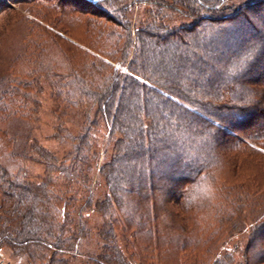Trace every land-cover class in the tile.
Segmentation results:
<instances>
[{"label":"trees","instance_id":"trees-1","mask_svg":"<svg viewBox=\"0 0 264 264\" xmlns=\"http://www.w3.org/2000/svg\"><path fill=\"white\" fill-rule=\"evenodd\" d=\"M80 1L83 5L90 6V9L78 8L83 18L80 27L88 35L87 39L92 41L91 45L100 49V52L96 56H88V60L84 61L85 70L80 72L82 75L76 74L77 79H80L77 81L76 91L77 96L79 94L82 100H87L88 107L91 105L97 108L95 118L102 122L104 119L107 123V141L112 145V154L98 168L96 176L107 186L108 191L104 197L111 199V205L115 204L112 198L121 199L124 207L127 198L139 195L135 189L142 181H149L150 185L155 179L164 180L171 187L179 182L182 184L180 192L173 195L175 192L171 191L172 196L168 201L177 209L171 207L165 221L170 219L172 226L181 220L184 225L183 217L188 222L193 219L190 215L193 211L185 208L188 204L185 199L186 189L192 187L197 178H211L209 160L197 155L195 151L210 146L207 150L210 153L213 150L214 158H217L218 152L223 149L230 160L228 163L233 167L239 161L238 153L245 148L256 154L259 152L264 157V125L256 133V122L262 118L264 120V13L258 17L255 14L243 15L244 12H255L263 7L264 0H250L238 5H229V0H191L190 5L181 8L169 3L170 0H131L128 3L124 0ZM138 6L147 8L137 27L133 24L141 40L135 43V58L128 62L129 70L121 72L111 66L110 62L127 61L128 55L123 51L125 44L120 45L119 42L122 38L131 45L133 31L126 16L130 8ZM164 11L193 22L190 25L169 27L165 24L167 16H164ZM156 12L159 15L154 17ZM116 13L120 20L114 17ZM240 16L242 20L237 21ZM123 20L125 24L121 23ZM42 33L45 31L42 30ZM230 40L233 44L228 47ZM103 44L105 49L100 48ZM205 50L206 63L200 65L203 74L177 71L178 68H183L182 60L186 54L195 51L204 55ZM154 54L157 56L156 65L164 62L162 56L165 58L167 54H171L170 63L172 62V67H177L171 71L152 68L150 59ZM85 71L87 73L84 74ZM134 75H139L142 82L135 81ZM74 77L69 71L55 74L56 83L61 85L57 97L63 87L70 92L66 104L70 107H83L81 100L72 99L75 92L69 87V82L75 80ZM94 77H97L96 81L92 80ZM193 96L203 99H192ZM75 103L78 105H74ZM1 108L4 109V106ZM24 110L22 102H18L13 110L16 118L23 122L26 119ZM85 121L83 122L89 123V119L85 118ZM242 135L244 137L240 138ZM4 137L5 134L0 133V179H10L6 185L10 192H3L2 197L12 198L9 204L6 203L5 217L1 220L9 226L10 235L7 237L13 245L17 239L22 238L24 245H30V256H36L35 247L45 245L48 249L54 248L48 251L44 247L34 259L43 260L49 256L50 262L56 264L57 257L63 258V254L57 255V250L73 251L71 247L78 239L81 219L80 214L75 217V212H80L83 206L81 203L87 199L88 192L85 191L79 198L80 190L74 189L73 184L80 186L81 181L86 180L82 168L87 164L86 158L75 156L70 161L65 159L56 165L57 159L54 156L37 148V153L45 160L47 167L56 168L59 175H64L67 170L72 175L66 180L64 192V197L67 194L70 197L67 196L58 211L60 225L56 228L59 233L54 235L51 229H47L50 222L46 220V216L49 209L53 208L52 202L57 203L64 198L55 191H46L45 183L37 185V188H32L25 181L17 183V186L10 183L16 176L18 178L20 172L19 168L15 173L10 172L14 169L12 162L29 158L25 152L28 147L24 141L18 148L12 140L13 145L7 148L3 144L4 140L2 141ZM79 148L81 146H76L74 150L78 151ZM69 155L73 156V153ZM192 163L196 167L193 170L190 168ZM119 167L126 169L123 171ZM180 173L187 174V177L182 179ZM119 180L122 181L120 187L114 190L112 184ZM149 185L147 192H141L142 198L152 194L162 199L164 195H170L168 185V189L164 186L162 190H155V186L151 189ZM69 187H73L74 191H69ZM92 199L90 194L87 203ZM164 200L162 202L165 206L167 204L170 207ZM1 201L6 202L4 199ZM102 201L104 198L97 200L96 204ZM162 202L159 201L162 207L154 208V219L157 221L160 220V211L165 207ZM144 226L147 228L142 229ZM167 226L140 223L135 229L136 235L145 239L144 245L151 250L158 249L155 264H182V259L196 256L192 245L199 238L195 237V231L191 232L190 228L180 227L179 224L172 226L171 233L167 234L163 230ZM123 229L127 231L126 225H123ZM3 235L5 234H0V238ZM66 242L72 243L67 247ZM147 256H150V261L153 259L149 253ZM61 262L63 263L62 260Z\"/></svg>","mask_w":264,"mask_h":264},{"label":"rangeland","instance_id":"rangeland-1","mask_svg":"<svg viewBox=\"0 0 264 264\" xmlns=\"http://www.w3.org/2000/svg\"><path fill=\"white\" fill-rule=\"evenodd\" d=\"M0 1H2L0 4V133L6 136L2 141L4 140L3 144L7 148L11 146L12 140L18 148L25 141L28 147L25 152L29 155V158L24 161L12 162L14 169L10 172L15 173L18 168L20 172L18 178L16 176L10 183L17 186V183L25 181L32 188L45 183L47 184L45 185L46 191L49 193L55 191L64 198L60 202H52L53 208L49 209L48 215L42 209L43 215H47L46 220L50 222L47 229H51L54 235L59 233L56 228L60 225L58 211L69 196L67 194L64 197L65 183L72 175L69 170L64 175H59L56 168L47 167L45 160L41 159L37 153V148L44 149L54 156L57 159L56 165L65 159L70 161L71 157L75 156L86 158L87 164L82 167L86 180L81 181L80 186L73 184V187L80 190L79 198L87 191V199L89 200L90 194L93 199L90 203H87L86 199L81 203L83 206L80 212L79 210L75 212V217L76 214H80L81 219L78 239L71 247L73 251L57 250V255L63 254V258L57 257L56 264H155L158 249L151 250L144 245L145 239H141L135 233L140 223L154 226L169 224L163 227L167 234L171 233L172 226L179 224L180 227L190 228L191 232L194 230L196 233L194 236L202 238V241L199 242L198 239L192 245L196 256L182 259V264H264V157L261 153L256 154L245 148L238 153L239 161H236L233 167L228 163L230 160L223 149L218 152L217 158H214L213 150L212 153L207 150L210 146L201 147L200 150L195 151L197 155L200 154L209 160L208 168L211 178L207 180L197 178L193 181L192 187L186 189L185 199L188 204L185 208L193 211L190 214L193 219L188 222L189 220L183 217L184 225L181 220L175 224L172 222L174 224L172 226L170 219L165 221L170 208L177 209L168 201L172 196L171 191L175 192L173 195L180 192L182 184L179 182H175L171 187V184L168 185V182L164 180L155 179L150 182V185L149 181H142L135 189L139 195L127 198L124 207L121 199L112 198L115 204L111 205V199L104 197L108 191L107 186L96 177L98 168L102 167L105 160L109 159L112 154V145L107 141V123L104 119L102 122L99 118H95L97 108L91 105L88 107L87 100H82L79 94L77 96L76 91L77 81H80L76 74L85 70L84 61L88 60L90 55L96 56L97 52H100V49L91 45L92 41L87 39L88 35L80 27L83 18L78 8L90 9V6L83 5L80 0ZM124 1L128 3L131 0ZM248 1L250 0H229L228 4L238 5ZM168 2L179 8L192 3L191 0H170ZM145 9L147 8L144 6L130 8L126 16L133 31L132 43L129 45L121 38L119 44H125L123 51L128 55V59L123 63L110 62L111 66L121 72L129 70L128 62H132L131 59L135 58V43L140 41L141 37L137 36L134 26L137 27L140 23ZM164 13V16H167L165 24L169 27L190 25L193 22L177 14L166 11ZM263 13L264 6L255 12L251 10L244 12L243 15L255 14L258 17ZM157 15L159 13L156 12L154 17ZM114 17L118 18V14L116 13ZM240 20H242L241 16L237 18V21ZM121 23L126 22L123 20ZM42 30L45 33H42ZM231 43L230 40L228 47ZM100 48L105 49V44L100 45ZM171 56V54H167L165 58L162 56L164 62L158 63L159 65L155 64L157 56H153L150 59L152 68L174 70L177 65L172 67ZM64 71L74 74L75 80L69 82V87H72L75 92L72 99L81 100L80 104L83 107H70L66 104L70 92L63 87L61 94L57 97V91L61 85L56 83L55 74ZM96 78L92 80L96 81ZM192 99L201 100L203 98L193 96ZM18 102H22L25 106L26 119L24 122L16 118L17 115L13 111ZM2 106L4 109L1 108ZM85 118L89 119V123H85ZM256 125L258 128L256 133H258L263 128V118L257 121ZM84 134H86V139ZM76 146H81V148L76 151L74 150ZM72 153L73 156L69 155ZM65 163L68 162L65 161ZM194 166L192 163L190 168L193 170L196 168ZM120 169L124 171L126 168ZM180 175L182 179L187 177L185 173H180ZM3 179H0V234L5 235L0 238V264H54L50 262L49 256L43 260L34 259L45 245L35 247L36 256H30V245H24L22 238L17 239L13 245L7 237L10 235L9 226L1 220L5 217L6 203L9 204L12 198L2 197L3 192H10L9 186H6L10 179ZM121 182L119 180L112 184L114 190L120 187ZM148 185L151 189L155 186V190H162L164 186L168 189L169 186L170 195H164L162 199L152 194L142 198L140 194L146 191ZM73 187H69V191L73 192ZM83 189L84 191H81ZM101 198H104V201L96 204ZM2 199L6 202L2 203ZM163 199L169 203L170 207L167 204L165 206ZM180 200L183 201V199ZM159 201L165 207L160 211V220L157 221L154 219V208L162 207ZM123 225H126L127 231L123 229ZM146 228L144 226L142 229ZM153 236L156 237V235ZM45 242L49 243V241ZM69 243L72 242H66L67 247ZM34 245L38 244L34 243ZM45 248L48 251L54 250V248ZM148 253L153 257L151 261L150 256H147Z\"/></svg>","mask_w":264,"mask_h":264},{"label":"snow or ice","instance_id":"snow-or-ice-1","mask_svg":"<svg viewBox=\"0 0 264 264\" xmlns=\"http://www.w3.org/2000/svg\"><path fill=\"white\" fill-rule=\"evenodd\" d=\"M207 52L205 50L204 55H199L195 51L186 54L182 60L183 68H178L177 71H187L189 74L197 73L203 74L201 64H205V56ZM133 79L138 83L142 82L139 75H134Z\"/></svg>","mask_w":264,"mask_h":264}]
</instances>
